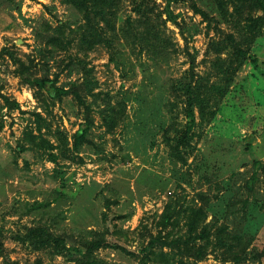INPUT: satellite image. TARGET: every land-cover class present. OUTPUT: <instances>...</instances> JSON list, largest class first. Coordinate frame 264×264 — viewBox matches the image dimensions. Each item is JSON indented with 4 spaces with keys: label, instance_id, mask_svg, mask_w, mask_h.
<instances>
[{
    "label": "rangeland",
    "instance_id": "1",
    "mask_svg": "<svg viewBox=\"0 0 264 264\" xmlns=\"http://www.w3.org/2000/svg\"><path fill=\"white\" fill-rule=\"evenodd\" d=\"M158 2L165 6L163 0ZM195 2L211 17L218 18L212 0ZM190 4L187 0L172 5L176 14L181 15L179 22L184 25L185 36L177 27L168 25L166 35L178 51L168 63L152 68L153 78L145 81L146 87L138 50L121 46L117 57L121 70L110 61L105 47L99 46L89 53L88 61L98 83L96 92L102 93L103 99L117 102L140 93L148 104L139 106L129 101L126 123L114 134L106 132L96 109L93 110L94 124L88 142L78 153L73 151L74 138L84 123L85 112L79 102L69 96L44 107L14 74V66L0 59V228L5 231L8 254V260L0 258V264H38L39 260L43 264H74L70 252L52 257L47 251H35L16 240L39 224L50 225L54 233L68 238V246L91 231L107 228L111 244L127 252L114 247L100 249L96 252L99 258L109 264H154L146 263L144 257L148 251L159 253L162 247L152 243L153 238L146 233L148 250L143 252L138 238L146 231L141 226H147L152 236H157L155 222L170 198H182L187 206L197 201L199 194L212 199L209 221L217 216L221 222L229 223L231 231L245 228L246 236L253 238L251 256L242 264H264V255L259 262L254 261L257 253H264L263 172L254 192L246 188L255 175V162L264 164V34L253 47L259 54L258 68L248 64L239 72V87L224 101L228 106L212 124L197 128V150L188 165L177 164L170 157L160 120L177 127L185 123L183 105L173 104L168 92L174 81L185 77L191 69L189 56L181 51L184 38L189 41L190 53L196 55L195 72L201 76L210 70L211 57H207V52L211 42L221 40ZM80 20V15L60 0H0V52L14 47L19 56L33 54L40 64L33 73L57 78L58 86L69 89L82 77L71 60H77L76 51L71 57L51 56L41 51L42 36L46 23L56 26ZM196 29L199 32L194 35ZM221 29L225 34L235 32L226 25ZM235 92L238 94L232 97ZM87 100L92 103L94 98ZM36 113L44 118L41 133ZM31 136L37 137L40 144L47 140L60 148L40 149L31 143ZM65 141L68 145L64 149ZM51 153L57 155L56 162L50 158ZM219 186L224 188L223 192H218ZM246 199L249 204L245 209L241 201ZM232 202L236 207L229 214ZM36 203L43 206L33 207ZM181 230L186 231L184 220L174 233ZM119 231L130 235L119 238ZM164 251L171 252L167 248ZM222 257L219 252H211L199 264H223Z\"/></svg>",
    "mask_w": 264,
    "mask_h": 264
},
{
    "label": "trees",
    "instance_id": "2",
    "mask_svg": "<svg viewBox=\"0 0 264 264\" xmlns=\"http://www.w3.org/2000/svg\"><path fill=\"white\" fill-rule=\"evenodd\" d=\"M13 1V0H5ZM63 6L75 10L81 17L76 24L63 23L54 26L51 23L44 24V36H42V52L53 55H68L71 57L74 51L76 58H71L79 67L82 74L79 82L67 89L58 86V79H52L49 75L38 76L33 73L40 64H37L36 56L25 54L19 56L14 47H5L0 52V59L11 63L15 70L14 74L21 80L24 86H28L34 93L35 98L46 108L50 104L63 101L64 98L73 96L79 102V106L85 110L84 123L76 133L73 151L78 153L84 143L88 142V134L94 124L93 110L96 109L102 125L108 134H114L126 123L128 102H135L139 106L147 105L146 97L140 93H134L131 98L114 102L111 98L103 99L98 90V83L94 78V68L88 61L89 53L99 46L105 47L110 53V61L115 63L121 70L117 60L121 53V46H128L132 51L138 50L141 61L139 66L144 77V84L153 78L152 68L163 62H169L171 55H175L178 46L171 41L168 25L177 27L181 35L185 36L184 25L179 22L180 14H176L172 5L187 0H163L165 6L159 4V0H60ZM191 2V9L203 17L210 28H213L220 41L211 42L207 57L210 70L204 75L196 74V55L190 53L189 41L184 38L185 46L182 52L190 58V71L185 77L174 81L168 90L173 98L171 102L176 106L183 105L182 114L185 123L177 127L166 120H160L165 142L170 150L171 159L177 164L187 166L189 159L197 150V128L200 125L212 124L218 115L228 106L224 101L231 95L233 89L239 87L236 77L242 69L253 64L255 69L259 66V54L254 50L255 43L264 34V0H212L211 6L216 11L218 18L211 17L210 13L203 11L195 0ZM226 25L235 32L225 34L221 29ZM198 29L195 30L196 35ZM137 52V51H136ZM80 55V56H79ZM75 57V56H74ZM147 59V61H144ZM143 59V60H142ZM41 63V62H40ZM151 63L153 66H151ZM146 81V82H145ZM235 92L232 97L236 96ZM3 97V96H2ZM93 97L92 103L87 100ZM7 102L8 99L5 98ZM102 100V101H101ZM13 107L19 104L10 103ZM42 132V114H35ZM174 131L170 135V132ZM37 137H30L33 145L45 150L59 149L51 142L44 140L46 144H40ZM64 149L67 142H63ZM63 150V149H62ZM50 158L57 161V155L51 153ZM255 175L246 183V188L254 192V186L258 181L260 172L264 175V164L256 161L254 164ZM224 188L219 186L218 192ZM218 197V196H217ZM182 198L173 199L166 203L163 213L157 217V236L147 226L141 225L146 232L138 238L142 251L147 252L145 247L149 233L153 238L152 243L157 242L162 250L146 254L145 262L154 264H199L203 262L211 252H219L223 255V264H242L251 256L250 247L253 238L247 237L245 228L239 227L231 231L228 222H221L217 216L210 219L209 207L212 199L205 194L198 195V202L184 205ZM241 203L248 208V200ZM49 205V204H48ZM42 204L36 203L33 207L40 209ZM48 207V206H46ZM236 207L230 203L231 208ZM227 211V209H226ZM228 213L225 219H228ZM184 220L186 231L181 230L176 234L175 230L181 226ZM167 232V233H166ZM110 230L106 228L102 232L91 231L86 237L72 242L68 246V238L54 233L50 225L39 224L26 230L24 234L16 237L23 246L35 251H47L52 257L64 255L70 252L74 264H109L99 258L96 252L100 249L113 248L126 251L119 245L113 246L108 237ZM114 234V232H113ZM119 238H128L130 232H117ZM5 231L0 228V258L8 260L7 249L4 243ZM79 247V248H78ZM167 248L171 252L166 253ZM131 254L130 252H128ZM134 256V254H132ZM264 253H257L254 261H260ZM79 256V257H77ZM38 264H43L38 261Z\"/></svg>",
    "mask_w": 264,
    "mask_h": 264
}]
</instances>
